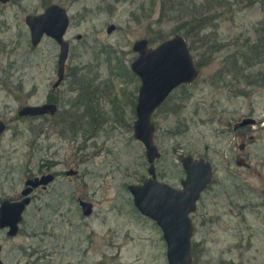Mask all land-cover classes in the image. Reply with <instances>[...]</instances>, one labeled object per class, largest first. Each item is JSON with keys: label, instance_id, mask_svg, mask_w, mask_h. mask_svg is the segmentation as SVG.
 <instances>
[{"label": "rangeland", "instance_id": "374dc122", "mask_svg": "<svg viewBox=\"0 0 264 264\" xmlns=\"http://www.w3.org/2000/svg\"><path fill=\"white\" fill-rule=\"evenodd\" d=\"M52 4L69 9L72 44L66 80L54 93L60 47L51 38L34 47L26 23ZM194 16L197 26L210 21L187 35ZM112 24L117 31L109 35ZM175 35L189 41L200 76L153 116L162 153L158 180L181 188L183 157L210 161L213 182L191 216L193 264H264V123L245 137L233 131L250 116L264 121V0L0 4V117L9 126L0 144L3 187L15 199L39 172L56 175L48 189L31 195L19 234L3 253L7 264H169L162 230L137 210L127 187L150 177L145 147L134 138L141 81L131 71L133 46L148 39L155 48ZM233 57L240 58L236 78L226 75ZM75 72L86 78L87 94L74 83ZM52 99L58 117L18 116ZM239 158L251 169L237 166ZM70 170L78 175L68 176ZM80 201L94 205L91 216Z\"/></svg>", "mask_w": 264, "mask_h": 264}, {"label": "water", "instance_id": "95a60500", "mask_svg": "<svg viewBox=\"0 0 264 264\" xmlns=\"http://www.w3.org/2000/svg\"><path fill=\"white\" fill-rule=\"evenodd\" d=\"M10 0H0L8 3ZM26 23L31 31V43L34 47L41 44L45 37L51 38L60 46L58 59L57 81L53 90L58 89L65 81L66 64L69 57V43L65 34L69 27L67 11L58 6L48 7L40 15H29ZM115 26L108 28L111 34ZM134 50L139 54L132 64V71L141 80L138 102L136 105V121L134 122V138L141 142L146 150L149 163V178L143 184L129 185L127 188L133 195L137 210L145 217L153 220L162 230L167 245V260L169 264H193V238L195 225L193 213L202 193L213 179V166L205 158H195L191 155L182 158V167L186 177L181 182V188H175L157 178L155 163L161 158L159 148L155 143L156 127L153 123L154 113L165 103L171 93L184 84H192L199 77V70L194 61L189 43L184 36L178 35L149 49L148 41L135 43ZM59 111L56 104L26 106L18 115L20 117L55 116ZM255 123L244 121L241 126ZM5 125L0 121V135ZM77 171L71 170L68 176H76ZM53 175L35 178L26 183L23 191L25 200L16 203H5L2 207L1 223L9 227L10 237L18 234L20 223L27 206L31 203L30 194L34 189L47 186L54 182ZM84 216H91L94 205L80 201ZM1 250V247H0ZM0 264H4L0 260Z\"/></svg>", "mask_w": 264, "mask_h": 264}, {"label": "flooded vegetation", "instance_id": "af4514ba", "mask_svg": "<svg viewBox=\"0 0 264 264\" xmlns=\"http://www.w3.org/2000/svg\"><path fill=\"white\" fill-rule=\"evenodd\" d=\"M161 1H166V0H161ZM10 2V1H9ZM8 2V3H9ZM8 3H2V2H0V4H2V5H5V4H8ZM52 5H58V6H60V7H62V8H64L66 11H67V14H68V17H69V27H68V29H67V32H66V34H65V40L69 43V56H70V53H71V50H72V44H71V42L69 41V40H67L66 39V36H67V33H68V31H69V29L71 28V17H70V12H69V9L67 8V7H65V6H63V5H59V4H52ZM52 5H50V6H52ZM50 6H48V7H50ZM47 7V8H48ZM46 8V9H47ZM45 9V10H46ZM44 10V11H45ZM43 11V12H44ZM42 14V13H41ZM40 15V14H39ZM28 17V16H27ZM113 26H115V30L113 31V33L114 32H116L117 31V27H116V25H114V24H112ZM112 25H110V26H112ZM109 26V27H110ZM108 27V28H109ZM108 28H107V33H108ZM113 33H111V34H113ZM109 34V33H108ZM111 34H109V35H111ZM176 36H178V35H175L174 37H176ZM181 36H183V35H181ZM174 37H172V38H174ZM45 38H47V37H45ZM186 38V37H185ZM76 39L77 40H81L82 39V36L81 35H77V37H76ZM171 39V38H170ZM53 40V39H52ZM140 40H146V41H148V46H149V49H153L152 47H151V45H150V41L148 40V39H140ZM140 40H138V41H140ZM169 40V39H168ZM187 40V39H186ZM138 41H136V42H138ZM166 41V40H165ZM188 41V40H187ZM56 42V41H55ZM135 42V43H136ZM164 42V41H163ZM42 43V42H41ZM57 43V42H56ZM135 43H134V46H135ZM188 43H189V41H188ZM264 44V43H263ZM134 46H133V51L134 52H136L135 50H134ZM60 47V46H59ZM189 48H190V50H191V47H190V43H189ZM253 51H254V49H253ZM192 52V51H191ZM137 53V52H136ZM193 54V53H192ZM60 55V54H59ZM137 55H138V57H139V54L137 53ZM137 57V58H138ZM194 57V56H193ZM137 58H136V60H137ZM68 59H69V57H68ZM242 59V61H243V58H241ZM245 60L244 61H246V63H247V65L248 66H251L252 64H250V61H249V59L247 58V57H245L244 58ZM135 60V61H136ZM68 61V60H67ZM134 61V62H135ZM194 61H195V58H194ZM133 62V63H134ZM239 62H240V58H232L231 59V67H230V70L228 71V74H230L231 75V77L232 76H234V71L235 70H238V69H240L241 70V66H240V64H239ZM132 63V64H133ZM252 63V62H251ZM195 65H196V67H197V69L199 70V68H198V65L196 64V62H195ZM66 71H67V64H66ZM131 71H132V65H131ZM58 72V71H57ZM132 73H133V71H132ZM78 74H79V72H75L74 73V79H75V84H77V85H80L82 88H85L84 89V92L87 94L89 91H88V89H89V86H87V81H86V78L84 77V75L83 76H78ZM134 74V73H133ZM136 77H138L136 74H134ZM199 76H200V71H199ZM139 78V77H138ZM199 78V77H198ZM197 78V79H198ZM234 78H236L235 76H234ZM140 79V78H139ZM65 80H66V74H65ZM141 81V80H140ZM197 81V80H196ZM195 81V82H196ZM65 82V81H64ZM63 82V83H64ZM195 82H193L192 84H184V85H181L180 87H178L177 89H175L172 93H171V95L176 91V90H178V89H180V88H182V87H184V86H190V85H193ZM61 87V86H60ZM59 87V88H60ZM141 87V86H140ZM232 87H233V85H232ZM57 90V89H56ZM56 90H53L52 89V92L54 93ZM139 90H140V88H139ZM171 95L168 97V99L165 101V103L169 100V98L171 97ZM88 96H90V95H88ZM138 97H139V93H138ZM137 102H138V98H137ZM165 103L159 108V109H161L164 105H165ZM45 104H56L58 107H59V105L56 103V102H54V100L52 99L51 100V102H47V103H45ZM45 104H42V105H45ZM137 105V104H136ZM158 109V110H159ZM157 110V111H158ZM156 111V112H157ZM155 112V113H156ZM155 113H154V115H155ZM59 114H60V108H59V111H58V113L55 115V116H51V115H49V114H47V115H43V116H39V117H20L19 115V117L20 118H32V119H35V118H46V117H49V118H56V117H58L59 116ZM153 115V116H154ZM152 119H153V117H152ZM246 120H252V121H254L255 123H253V124H248V125H244V126H241V124L244 122V121H246ZM0 121L5 125V129H4V131L1 133V135H0V144L3 142V140H4V137H5V134H6V132L8 131V129H9V126H8V122H6L5 120H3L1 117H0ZM65 123H68V122H65ZM264 123V121L263 120H256L254 117H252V116H250L249 118H247V119H243L242 120V122L239 124L238 122L236 123V126L234 127L233 126V131H234V133H237V134H240L241 136H243V137H245L246 136V130L248 129V128H250L251 126H256V125H262ZM72 123H70V125H71ZM76 125V123L75 124H72L71 125V127H73V126H75ZM233 139H235V137L233 138ZM233 143V142H232ZM248 146H249V144H247V143H243V144H241L240 145V147H239V149H240V151H242V152H244L245 150H246V148H248ZM158 147V146H157ZM160 153H161V151H160ZM3 155H4V153L2 154V153H0V156H1V158L3 159ZM161 156H162V153H161ZM210 162V161H209ZM211 163V162H210ZM212 164V163H211ZM236 164H237V166H239V167H241V168H245V169H248V170H250L251 169V165L250 164H248V163H246V161H245V159L244 158H239L238 160H237V162H236ZM156 166V165H155ZM212 166H213V164H212ZM71 171V170H70ZM69 171H67V173H68ZM78 172V171H77ZM156 173H157V171H156ZM53 175L54 177H55V180H56V175H55V173H50V172H45V171H42V172H39L34 178H31V179H28L27 181H29V180H33V179H35V178H42V177H45V176H47V175ZM78 175V174H77ZM158 178V177H157ZM0 247H1V250H0V260L4 263V264H7V261L5 260V258H3V253H4V251L6 250V256H8V254H9V252H8V243H9V239L10 238H13V237H10V235H9V232H10V229H9V227H5V226H3V224L1 223V216H2V207H3V205L5 204V203H10V202H12V203H16V202H21V201H23V200H25L26 199V197L23 195V191L27 188L26 187V183H27V181L25 182V188H24V190L22 191V193H21V197H18V198H15V199H11L10 198V196H9V193H8V191H6L5 189H4V187H3V183H2V180H3V175H2V173H1V169H0ZM213 179H214V167H213ZM213 179H212V182H213ZM54 180V181H55ZM211 182V183H212ZM52 183H54V182H52ZM52 183H50L49 185H47V186H41V187H39V188H37V189H34L33 190V192L30 194V198H31V203H32V196L31 195H33L34 193H35V191L36 190H39V189H43V190H46V189H48V187L52 184ZM211 185V184H210ZM209 185V186H210ZM209 186H208V188H209ZM207 188V189H208ZM206 189V190H207ZM205 190V191H206ZM204 191V192H205ZM203 192V193H204ZM203 193H202V195H203ZM202 197V196H201ZM201 199V198H200ZM199 202V201H198ZM30 203V204H31ZM197 207H198V203H197ZM19 231H20V226H19ZM19 231H18V234H19ZM17 234V235H18ZM16 235V236H17ZM15 236V237H16Z\"/></svg>", "mask_w": 264, "mask_h": 264}, {"label": "trees", "instance_id": "16d2710c", "mask_svg": "<svg viewBox=\"0 0 264 264\" xmlns=\"http://www.w3.org/2000/svg\"><path fill=\"white\" fill-rule=\"evenodd\" d=\"M208 21H210V18L209 19H207V18H204V19H202L201 20V23H200V25H196L197 24V22H198V20H197V18H196V16H194V18H193V21H192V23H188L187 22V24H189V26H192L191 28H190V30L188 31V33H187V35H190V32L193 30V33L192 34H195L196 32H195V30L197 29V28H199V31H200V33L202 32V30H204V28H205V26H206V24H207V22ZM196 35V34H195ZM264 43V42H263ZM258 49H259V47H254V51L253 52H257L258 51ZM252 52V53H253ZM250 53V52H249ZM245 57H247L248 59H249V61H250V64H251V57L250 56H244V55H242V56H240V58H245ZM239 58V57H238ZM199 65V64H198ZM200 66V65H199ZM226 75H228V72H226Z\"/></svg>", "mask_w": 264, "mask_h": 264}]
</instances>
